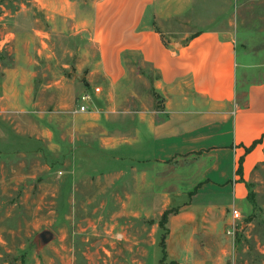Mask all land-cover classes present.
Returning a JSON list of instances; mask_svg holds the SVG:
<instances>
[{"label": "crops", "instance_id": "obj_1", "mask_svg": "<svg viewBox=\"0 0 264 264\" xmlns=\"http://www.w3.org/2000/svg\"><path fill=\"white\" fill-rule=\"evenodd\" d=\"M249 1H94L90 16L80 20V32L87 30L84 36L95 47V70L82 79L86 90L81 93H91V109H75L63 124L50 117L35 132L30 125L9 129L6 111L24 112L36 104L30 86L34 73L17 66L4 75L17 81L14 87L0 88V140L11 139L12 133L37 140L35 148L22 151L40 150L49 141V150L54 144L70 147L75 156L73 148L79 147V163L87 166L72 167V192L82 177L109 181L113 189L128 179V200L120 202L134 218L151 213L157 172L180 160L192 162L183 168L190 174L192 193L172 203L165 191L160 205L155 204L163 212L178 207L169 217L170 238L178 239L186 252L197 235L238 219L233 211L244 204L246 181L264 158V29L249 22ZM46 10L66 18L78 12L69 0H49ZM164 13L190 16L192 34L185 40L166 39L159 23ZM239 29L246 31L241 38ZM257 32L262 38H253ZM239 39L246 47L240 58ZM134 69L148 92L131 87ZM140 206L144 210L138 213Z\"/></svg>", "mask_w": 264, "mask_h": 264}, {"label": "rangeland", "instance_id": "obj_2", "mask_svg": "<svg viewBox=\"0 0 264 264\" xmlns=\"http://www.w3.org/2000/svg\"><path fill=\"white\" fill-rule=\"evenodd\" d=\"M69 1L78 11L71 18L50 16L49 0H0V88L5 84L12 88L17 82L4 78L8 70L23 67L34 73L30 86L36 104L24 112L6 111L9 129L30 125L35 132L47 126L50 117L58 124L69 121L86 90L82 79L95 70L91 62L95 47L84 36L87 30L80 32V20L90 16L88 10L96 0ZM245 11L251 14L253 27L259 22L257 30L264 29V0H250ZM238 13L241 22L242 10ZM159 23L169 40L187 39L194 27L190 16L178 19L169 13ZM245 33L239 29L238 37ZM237 51L239 58L246 51L243 40L239 39ZM132 73L131 87L148 92L147 82L137 78L135 69ZM11 137L15 141L0 140V264H264V158L246 181L248 194L238 208V219L197 235L185 252L178 239L170 238L169 217L178 207L170 208L167 222L162 223L166 210L155 204L160 205L162 192H168L174 203L192 189L190 174L183 170L192 162L180 160L162 174L157 172L151 213L134 218L120 202L128 200V179L113 189L109 181L82 177L72 192V167L87 166L79 163V147L73 148L77 156L70 147L64 150L56 144L49 150V141L40 144V150L22 151L35 148L37 140L12 133ZM151 204L152 200L144 206L150 210Z\"/></svg>", "mask_w": 264, "mask_h": 264}, {"label": "built area", "instance_id": "obj_3", "mask_svg": "<svg viewBox=\"0 0 264 264\" xmlns=\"http://www.w3.org/2000/svg\"><path fill=\"white\" fill-rule=\"evenodd\" d=\"M95 92H100L101 89L99 87H95L94 88ZM90 102H91V93L86 91L83 94H81L78 98V106L76 108V110L78 112H88L91 108H90ZM233 215L234 218L238 217V213H236V211H233ZM232 226H230V228L228 229V233L232 232Z\"/></svg>", "mask_w": 264, "mask_h": 264}, {"label": "trees", "instance_id": "obj_4", "mask_svg": "<svg viewBox=\"0 0 264 264\" xmlns=\"http://www.w3.org/2000/svg\"><path fill=\"white\" fill-rule=\"evenodd\" d=\"M258 141H255L253 144H252V146H251V148L257 143ZM242 160H241V164H240V167H239V169H238V171L240 172V173H242ZM170 212H172L171 211V209H167L164 213H163V216H162V223H166L167 222V216H168V214L170 213ZM164 239H165V236L162 238V242L164 241Z\"/></svg>", "mask_w": 264, "mask_h": 264}]
</instances>
